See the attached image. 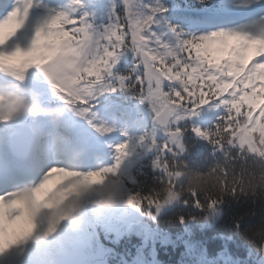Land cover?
I'll use <instances>...</instances> for the list:
<instances>
[{
	"label": "snow or ice",
	"instance_id": "obj_1",
	"mask_svg": "<svg viewBox=\"0 0 264 264\" xmlns=\"http://www.w3.org/2000/svg\"><path fill=\"white\" fill-rule=\"evenodd\" d=\"M35 2L36 0H16L3 18H0V26L5 29V42L0 43V52L13 58L22 52L25 56L31 55L32 50L41 45L42 31L46 25L63 24L61 51L47 66L35 67L38 69V73L34 74L35 88L42 94L44 91L53 92L55 84L49 73L71 71L73 75L66 77L65 86L69 91L80 95L83 103L70 105L67 113H74L85 119L100 134L111 133L113 127L97 123V114L92 110L91 102L100 95L119 90L130 93L142 103L147 101L152 109L154 129L151 133L141 135L137 144L143 146L150 140L147 147H156L157 130L167 136V140L160 143L159 153L153 161L154 167L164 173L161 178L163 187L144 195L139 192L129 193L126 199L128 205L139 208L146 204L149 209L154 206L158 212L164 204L176 199L177 189L181 188L178 178L181 171L180 160L176 157L184 151L185 129L180 127V122L198 114L201 106L210 103L214 108L223 106L226 109L220 122L213 128L193 125L191 130L221 151L227 150L231 167L226 164L220 171L223 186L219 183L214 189L202 193L207 197L208 208H213L218 202L213 194L235 193L240 190V180L250 170H255L257 162L264 158V27L255 33L243 29H228L186 35L176 25L169 24L168 30L174 39H165V33H158L153 29V25L160 24L158 14L166 11L159 0L153 4H144V0H122L123 10L117 12L114 6L113 18L102 29L96 28L87 19L89 13L75 15L82 6V0H70V11L50 13L48 19L35 26L31 36L25 34L24 38L29 43L27 47H23L14 38L25 29L30 9ZM144 8L148 11H143ZM229 38H235V42L230 43ZM213 45L219 47L214 48ZM253 46L255 57L249 62L248 53ZM129 49L137 57L136 66L128 75L114 73L113 69L120 55ZM215 51L227 54L215 58ZM67 53L72 55L71 61ZM69 64L72 65L71 69H66ZM29 69L31 68L20 77L21 80H26ZM55 99L61 104L65 103L61 96H56ZM123 134L127 139L112 146L115 150V162L107 165L117 169V174H120L121 165L130 154L132 141L127 132ZM233 147L238 150L235 157L231 155ZM82 156V151H74L68 155L42 157L37 161V167H47L38 183L0 194V254L32 236L36 228L37 211L28 196L42 189L53 172L96 171L82 170L79 167L83 162ZM249 156L253 158L251 169L245 164L237 166L238 159L243 161ZM198 192L200 191L188 193L197 197ZM17 202H22L23 206H17ZM97 202L109 204L112 199ZM194 202L198 207L203 206L199 198ZM64 216L51 219L46 234L54 232ZM20 218H23V224H13Z\"/></svg>",
	"mask_w": 264,
	"mask_h": 264
},
{
	"label": "trees",
	"instance_id": "obj_2",
	"mask_svg": "<svg viewBox=\"0 0 264 264\" xmlns=\"http://www.w3.org/2000/svg\"><path fill=\"white\" fill-rule=\"evenodd\" d=\"M14 2L15 0H0V18H3L6 12L4 7H11ZM155 2L156 0H144V4H153ZM49 3L51 6L54 5L52 7H55V9L53 11L48 10L46 13L30 12L26 26L32 22V26L35 27L37 24H34L33 20H40L39 23L43 22L49 18L50 13L68 11L57 0H51ZM159 4L166 11L158 14L157 18L160 20V24L153 25V29L158 33H165V39H174L173 34L168 30L169 24L176 25L178 30L182 29L186 35H201L217 30L245 28L244 24L238 23V19L228 18L230 16L224 17L229 20L219 22L221 17L211 12L212 8H210V5L205 0H159ZM114 6L117 12H121L124 7L122 0H82V6L77 10L75 15L79 16L84 12L89 13L87 19L96 28L102 29L113 18ZM191 10H195L196 12L192 13ZM143 11L147 12L148 9L144 8ZM55 26L63 29L62 23L49 24L45 28ZM4 36L5 29L3 26H0V43L5 42ZM1 39L3 40L1 41ZM229 42H235V38H229ZM215 46L216 48L219 47L218 45H214L213 47ZM248 54L251 55L250 52ZM0 55L4 58L1 60H4L3 62L7 65L6 72L12 73L6 74L4 72V77L12 76L19 80L27 72L26 59L35 54L31 52V55L25 56L22 52L16 58L10 57L4 52H0ZM213 55L215 58L222 57L220 51H215ZM251 56L254 58L255 54ZM136 64L137 57L129 49L122 52L113 71L120 75H128ZM34 74L35 71L28 73L26 80L20 79V81L26 86L33 84L35 82L33 78ZM44 93L47 96L44 99L43 105L36 106L37 108L44 107L45 104L48 107L52 104L58 105L59 102L55 99L58 95L56 89L55 93L50 91H44ZM60 94L63 93L61 92ZM64 95L60 96L65 100V103L71 102L73 105L75 103H83V100L77 99L76 96L70 97L68 94V97H66L67 93ZM29 101L32 100L29 99ZM110 102H117L114 103L117 105L112 104L108 106L111 108L110 113L116 117L117 121H126L127 125H129V121L133 122L134 127H136L133 132L139 135V130L142 129L144 135L153 131L155 122L153 120L152 109L147 101L142 103L130 93L117 90L111 93ZM129 111L137 117L142 116V119L135 120V118L131 119L127 117ZM225 112L226 109L223 106L214 108L210 103L201 106L198 114L180 122V127L185 129L183 133L184 151L179 157H176V159L180 160V166L181 162H185L193 171L206 173L216 165L217 161H225V165L229 164L227 150L225 152L221 151L209 140L197 136L191 130L193 125H198L201 128H213L216 123L220 122ZM46 120L52 121L53 126L56 128L59 125L62 141L74 139L67 126L65 128L66 135H64L65 131L62 130L64 125L62 123L50 117H46ZM158 131L160 133L159 135L156 134L157 146L149 148V154L134 164L131 172L132 177L130 178L133 183H130L128 189H126L128 194L139 192L141 195H144L163 187L161 178L164 176V173L159 168L154 167L153 161L159 153L160 143L167 140V136L162 131ZM48 134L46 133L45 136ZM150 142V140L146 141L147 144ZM58 147H61L60 143L55 144L51 150L48 142L40 140L36 145L31 160L32 167L38 168L37 161L40 158L51 157L49 155L51 153L56 155ZM78 147H80L82 152L86 153L82 145ZM73 150L79 151L77 147ZM168 155L172 158L171 153ZM231 155L234 157L238 155L237 148L233 147L231 149ZM93 158L95 159L94 156ZM236 163L238 167L240 164H245L251 169L253 167V158L249 156L243 161L238 159ZM81 166L84 169H90V165L82 164ZM46 167L47 165L39 169H45ZM229 167H231L230 164ZM221 170L218 169L219 172ZM62 173L61 178L63 181L72 180V176L80 175L78 172H71L73 175L65 172ZM88 174L86 173L82 176H87ZM74 178L79 180L75 176ZM262 180H264V177L261 176L259 166L256 164L255 170H250L249 174L240 180L241 188L239 191L235 193L213 194V197L218 200L213 208H208L207 197L202 192H198L197 197H193L190 193L185 192L178 199L164 204L158 212L154 206L149 209L146 204L139 208L134 205L127 217L129 221H134L130 231H125L121 227L119 230L116 229V231L105 233L93 223V203L87 197H84L82 207L75 213L79 217L78 223L73 224L71 217L67 215L61 216H64L63 221H66L67 224L77 226V231L80 235L86 240L89 239V241L82 247L81 252L77 248V245L70 246L69 243L62 239L60 242H63V246L60 245V247L80 255L81 261H72L69 264H86L91 258L98 260L95 262L96 264H264V185L257 188V193L253 195L250 191L248 194H245L244 183H242V181H245L252 184H260ZM219 183L223 186L222 180ZM63 193H65V190ZM77 194L80 193L73 190L68 192L66 197L60 198L57 201L54 199L56 206ZM197 198L203 204L202 207H198L194 202ZM33 205L36 207L37 215L35 216L36 228L32 236L25 242V248H22V244L20 243L0 254V264H44V257L48 255L46 249L47 242L45 244L41 237L37 236L36 231L39 229V231L47 232L50 222H41L37 219L40 211L44 208L39 203L38 205L37 203ZM22 220L23 218L19 219V221ZM60 224L66 225L59 221L56 225V231L59 230L58 225ZM138 226H142L143 228L142 235L136 233ZM61 231L63 230L57 233L60 234ZM74 234L73 238L77 244L78 237L76 233ZM34 240L38 245L36 248H32ZM52 242V240H48V243ZM53 254L58 256V254H63V251L56 250V252H51L48 255V263L46 264H55L54 261L52 262ZM57 256H55L56 259Z\"/></svg>",
	"mask_w": 264,
	"mask_h": 264
},
{
	"label": "rangeland",
	"instance_id": "obj_3",
	"mask_svg": "<svg viewBox=\"0 0 264 264\" xmlns=\"http://www.w3.org/2000/svg\"><path fill=\"white\" fill-rule=\"evenodd\" d=\"M50 1L51 0H36L30 11L39 12V13H46L48 10L53 11L55 7H52L54 5L52 6L50 5L49 3ZM57 1L61 2L64 5V7L67 8L68 11H70L69 0H57ZM205 1H207L208 5H210V8H212L211 12H219L220 14L219 17H221L219 22H224L229 20L224 18L226 16H230L228 18H231L234 17L235 15L238 18L242 17L243 20L241 23L245 24L246 27L243 30H247L255 33L261 27H264V0H225L221 2L220 0H205ZM11 7H9V9ZM7 9L8 7L6 8V10ZM39 21L40 20H33V23L38 24ZM34 29L35 27L32 26V22L28 23L26 28L22 29L21 32L17 34V38H15L14 41L17 40L15 42L20 43L21 46L23 47H27L29 40L24 38L25 34L31 36V34L34 32ZM62 33H63V29H60V27L57 26L50 28L46 27L45 29H43L42 31L43 40L41 45H37L32 50V52H34L35 54L34 56L32 55L30 58L26 59V64L28 68H31L28 70V73H32L33 71H35V74H37L38 69H36L35 67L47 66V64L51 62L53 58L61 51L60 42L62 39ZM2 40L3 39H1V41ZM214 48H216V46ZM250 53L251 55L255 54V46H253V49L252 51H250ZM67 54L69 60L71 61L72 55L70 53ZM225 54H226L225 52L220 51L221 56ZM251 55L248 54L249 62H251V58H252ZM0 59H4L2 55H0ZM2 61L0 60V65ZM3 66L4 69H6V65L3 64ZM71 67L72 65L69 64L66 66V69H71ZM6 74H12V73L6 72ZM49 75L51 77L52 82L55 84V88L53 92L55 93V89L58 91L57 96L60 95L65 96L64 94L67 93L66 97H68L69 94L70 97L76 96L77 99L79 98L83 100L80 95L74 93L73 91H69V89L65 86L66 77H70L73 75L71 71L66 70L65 72L59 74L49 73ZM22 87L23 86L20 83H17L13 79L9 81H0V160H2V156L4 154L7 155V152H4V149H7L8 144L6 143L11 142L10 137H11L12 127L14 126V131H15L20 126V124L18 126L17 125L18 123L16 124V122H19V120L21 119L24 123L25 122L24 120H28L30 118L29 112H31V110H26L25 106L21 105L20 103L19 91H22ZM24 89L28 91H32L33 93L39 91L35 88V82L30 87H26ZM61 92L63 94H60ZM44 96L45 94L35 99L33 101L34 106L42 105ZM110 98H111V93H106L96 97L91 102L92 110L97 114L96 116L97 123H103L106 126L114 128V130L111 133H107V134L98 133L94 128H92L87 124V121L85 119L76 116L74 113H67L68 107L70 105H73L71 102L63 103V104L58 103V105L52 104L50 107H46L45 109L41 110L47 112L49 116L55 121L62 123L64 125V127H62V130L65 131V128L67 126V128L71 131L72 134L74 132V136L76 137L77 140L71 139L65 142L62 141L61 139L62 135L59 132V125H57V128L54 127L52 121L50 123L53 128L51 126H47L43 130H40L39 132H37L35 136V140L40 136L41 133L46 131L49 134L52 135L54 134L55 136L53 138H47V139L49 140L50 146H54L57 143L61 144V147H58V149L56 150L57 152L56 155L71 154L72 152L75 151L73 150L75 147H77V149L81 151L80 147L78 146L82 145L85 150L88 149L87 153L89 155L83 152V156H82L83 162L79 165V167L82 168L81 166L82 164L85 165L90 164V169H96V172L89 173L87 176H82L86 173H80L79 176L74 175L79 180L75 179L74 176H72V180L63 181V179L61 178L63 175L62 172L69 173L70 175L73 174L68 171H61V172L58 170L55 171L53 172L52 176L49 178V180L46 182L45 186L42 189H40L38 192H33L29 194L28 199H30L32 204L37 203L38 205L39 203L41 207L43 205V208L52 209L53 207L56 206L55 204L56 201L60 198L66 197L68 195V192L76 190L79 193H81V189L90 190L95 185L102 183L107 175L117 174L118 172L117 169L108 167L107 165H112L115 162L114 161L115 150L112 146L127 139V137L123 134L124 132H127L128 136L132 138L129 149L130 154L126 157L120 169V174L125 184V191L126 189H128V185L130 183H133L130 180V178L132 177L131 172L134 167V164L138 160L149 154V148L147 147L146 142L143 146L137 144L136 142L138 138L144 133L142 129L139 130L140 132L138 135V133L133 132L136 128L134 127L133 122L129 121V125H127L126 121L123 122L117 121L116 117L113 116L112 113H110L111 108L108 106L117 103V102H110ZM10 108H13L14 110ZM5 117L8 118L4 119ZM127 117L131 119L135 118V120L142 119V116L137 117L134 113H131L130 111L127 113ZM42 125H44V123H42ZM159 133L160 132L157 130L156 134L159 135ZM64 135H66V131ZM93 156L95 157V160L93 159ZM4 159L9 161L10 164L14 166V168L13 167L12 168L14 170H17L18 174L24 172L26 162L19 160H12L10 156L4 157ZM85 169L87 170V168ZM45 170L46 168L42 171V174L44 173ZM3 174L4 171L0 167V184L2 183L1 180ZM41 177L42 175L39 178ZM39 178L37 181H40ZM58 185H62V187H57ZM24 187H28V186L26 185L24 186L22 183H20L13 186L11 190H9L8 192L21 189ZM64 190L65 193H63ZM1 192L2 191H0V193ZM50 193H55L54 198L51 200L48 199ZM86 197L88 198V200L91 201V203H93V210H94L93 223L97 227H99L105 233L116 231V229L119 230V228L121 227L124 228L125 231H130V228L132 227L134 221H129L127 217L129 211L134 205H128L126 203V199H127L126 196L124 197L116 196L112 199V202L109 204L98 203L97 201L99 199H97L94 196H86ZM17 206H23V203L17 202ZM14 222L15 225L17 226L23 224V220L19 221V219ZM60 222L66 224V225H62V224L58 225L59 227L58 231L63 230L61 231L60 234H58L57 233L58 231L56 230L52 233L46 234V232L39 231L38 229L36 231L37 236H40L45 244L47 242L46 249L48 251V255L51 254V252L53 251L56 252V250L63 251V254H58V256L56 254L55 255L53 254L52 262L54 261L55 264H69L72 261L73 262L81 261L80 255L73 253V251L71 250H67L66 248L60 247V245L63 246V242H60V240L61 239L68 240L69 243L73 244L72 241L73 238H70L72 239L70 240L68 237H74L75 236L74 233H76L78 237V243L77 244L75 243V245L73 246L77 245V248H79L81 252L83 249L82 247H84L87 244L89 239L86 240L80 235V233L77 231V226L69 225L66 223V221H63V219H61ZM5 223H8L7 220H5ZM136 233L142 235L143 233L142 226L137 227ZM42 240L41 242H43ZM48 240H52L53 242L48 243ZM25 242L21 243L22 248L25 246ZM32 244H33L32 248L38 247V245L35 243V240ZM48 255L44 257V264L48 263ZM55 256H57V259ZM97 261L98 260L91 258L86 264H94Z\"/></svg>",
	"mask_w": 264,
	"mask_h": 264
},
{
	"label": "clouds",
	"instance_id": "obj_4",
	"mask_svg": "<svg viewBox=\"0 0 264 264\" xmlns=\"http://www.w3.org/2000/svg\"><path fill=\"white\" fill-rule=\"evenodd\" d=\"M26 110L40 111V109L31 107H26ZM225 163V161H217L212 169L206 173H202L193 171L185 162H181V171L178 177L181 188L177 189L176 199L185 192H207L209 189L214 188L221 179L218 169H223ZM257 164L261 171V176L264 177V158L259 160ZM242 183H244L245 194H248L250 191L251 194L255 195L257 193V188L264 185V180H262L260 184H252L245 181H242ZM57 187H62V185H58ZM54 196L55 193H50L48 199L51 200ZM86 196H94L99 200H103L113 199L116 196H128V193L125 191V184L121 174L107 175L102 183L95 185L92 189H81L80 194L73 195L62 204H58L52 209H42L37 219L41 222H50L51 219L67 214V216L71 217L72 223L76 224L79 222V217L75 215V213L82 207L83 198Z\"/></svg>",
	"mask_w": 264,
	"mask_h": 264
},
{
	"label": "water",
	"instance_id": "obj_5",
	"mask_svg": "<svg viewBox=\"0 0 264 264\" xmlns=\"http://www.w3.org/2000/svg\"><path fill=\"white\" fill-rule=\"evenodd\" d=\"M33 131L28 125L22 126V132L13 136V143L9 145L13 155L25 159L32 143Z\"/></svg>",
	"mask_w": 264,
	"mask_h": 264
}]
</instances>
